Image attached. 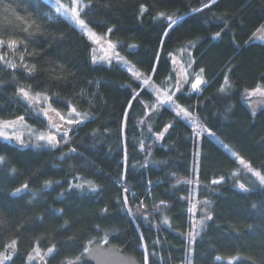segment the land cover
<instances>
[{
	"label": "trees",
	"instance_id": "1",
	"mask_svg": "<svg viewBox=\"0 0 264 264\" xmlns=\"http://www.w3.org/2000/svg\"><path fill=\"white\" fill-rule=\"evenodd\" d=\"M206 3L210 7L192 12ZM141 5L148 9L143 16ZM160 12L183 19L168 29L164 18L154 19ZM81 17L99 35L113 28L107 39L150 84L143 85L115 61L93 63V43L47 0H0V39L24 41L15 52L0 49V55L6 53L18 65L13 70L0 62V119L24 116L37 128L46 127L16 95L19 87L28 86L51 97V106L61 114L70 107L88 113L81 123L65 125L67 138L58 136L55 148L0 138V156L6 157L0 165V252L17 239L9 264H26L38 240L43 252L56 246L47 264H62L85 246L111 244L144 264L143 243L148 264H187L189 257L192 264H228L237 256L233 264H264V186L223 147L264 175V107L249 106L247 96L264 87V42L253 40L264 25V0H91ZM25 21H35L28 32ZM189 53L195 60L190 73L204 68L208 83L199 94L187 84L174 100L193 111L199 128L210 129L215 137L198 135L200 130L177 117L167 103L153 108L155 89L175 91L176 63L187 66ZM21 54L24 63L35 64L32 75L19 67ZM225 75L229 85H224ZM221 86L225 92L218 91ZM135 92L139 96L133 99ZM168 124L172 127L165 132ZM159 133L163 139H157ZM221 176L223 183H211ZM48 180L53 183L46 188ZM85 180L99 185L98 191L70 188ZM25 183L28 189L12 195ZM125 195L131 216L124 208ZM205 200L210 203H201ZM141 202L143 211L137 212ZM205 209L212 219L189 246L186 234ZM77 264H89L86 254Z\"/></svg>",
	"mask_w": 264,
	"mask_h": 264
},
{
	"label": "snow or ice",
	"instance_id": "2",
	"mask_svg": "<svg viewBox=\"0 0 264 264\" xmlns=\"http://www.w3.org/2000/svg\"><path fill=\"white\" fill-rule=\"evenodd\" d=\"M49 3H52V0H48ZM217 0H211V4H215ZM52 6L55 9L56 14L59 17H62L66 19L67 21L72 22L80 32L87 36V38L95 45L101 46L102 42L107 45L108 49H111V55H103L100 57H97L96 55L92 56V62L96 63L98 60H103L106 61L108 64L112 63L113 59H116L118 63L128 65L127 66V71L132 74V76L140 80L141 83L145 86H148L150 84V79L149 78H142L143 74L139 72V70L135 69L134 65H130V63L125 60L123 57L120 56L119 52L116 51V43H113L111 40L107 39V34H110L113 32V28L109 27L107 29V33L105 35H99L97 34L92 28H90L88 22H86L85 19L81 17V13L84 11L85 8H88L91 6V0H88V3H84V0H70L69 3H64L62 0H55L54 3H52ZM210 7V4H204L202 8H194L192 9L193 13L196 12H201L203 11V8H208ZM147 7L145 5H141L139 9V14L140 16H143L145 12H147ZM159 18H164L166 21L169 23L166 25L168 29L172 28L173 25L177 23V19H183V17H178L177 19H173L172 16L166 15L163 12H160L157 14L154 19H159ZM18 19L23 20L22 17H18ZM49 19H52L50 16ZM35 21L32 23H28L25 21V24L27 25L24 28L25 32H28V29L32 27V24H34ZM40 26L36 25V31L39 32ZM257 33H261L259 36V39L264 40V25H261L259 28H257L256 32L253 33V36L255 37ZM34 34V33H30ZM164 37H167L168 32L167 30L162 33ZM220 33H216V37H219ZM215 38V37H214ZM24 41H17L14 39H0V49L7 48L10 51L15 52L18 47H20ZM163 43V41H161ZM193 47L195 46L194 44L192 45ZM129 47L134 48L136 45H129ZM25 51H27V48H25ZM95 51V50H94ZM184 51V50H181ZM171 55V54H169ZM6 53L4 55H0V62L4 63L8 68H11L15 70L18 65L13 63L10 60H7L6 58ZM188 60L185 61L187 64V68H182L180 72L177 73V78H176V83L174 85L175 91H172L171 89L167 90H160V89H155L157 93V105L153 106L154 110L158 106H162L163 104L167 103L172 109L175 111L176 116L180 117L183 120L190 121L192 125H195L196 127H200L198 118L193 114V111H189V109L183 105H179L175 100L174 96L176 92H180L183 89L184 84H189L190 83V92H196L199 94L202 91V85L207 84L208 82L204 79V68H200L198 72H191L189 73V69H191L192 64L195 63V60L191 58V54H188ZM20 61L21 64L19 67L24 69L25 72H27L29 75H32L33 73L36 72V66L35 64L29 65L27 63H24V56L21 54L20 55ZM159 57L157 56V60ZM155 71V69H153ZM174 71H176L174 69ZM231 71V69H229ZM191 76V80H190ZM169 80H171V77H169ZM224 85H229V79L228 76L225 75L224 77ZM220 92H225L226 88L224 86H221V88L218 90ZM247 91V90H246ZM171 92V94H169ZM190 94V93H189ZM17 97L20 99L24 100L26 104L29 106V108H32V106H36V111L37 113L42 116L45 119L46 127L43 130H35L33 129L30 125H27L24 120V116H17L16 119L14 120H9V119H0V138H2L4 141H16L17 143L24 145L25 140L23 133L18 132L17 126L22 125L27 129V132L29 134V139L32 140L37 147L41 145V142L45 146H50L52 148H55L58 146L60 140L58 139L59 137L62 138H67V132L70 129H67L65 125H70V124H79L83 120L88 119V113L87 112H79L75 107H70V110L66 114H61L57 109L53 108L51 106L50 100L51 97H49L46 93L42 92H33L31 89V86L28 87H19L16 93ZM136 96H139V92H135V95L133 96V99L136 98ZM247 96L248 97H253V96H260L264 97V87L257 86L255 89L251 91H247ZM261 103H264V101H260ZM41 104H44L45 107L41 108L39 107ZM131 105H129L130 107ZM127 113H125L126 117ZM73 116L76 117V119H73ZM143 123V121H141ZM172 127V124H168L164 131L166 132L168 128ZM149 131H151V126L149 125ZM204 132H206L210 137H215V133L212 132L210 129L204 128ZM198 135H202V133H197ZM157 139H163V134L159 133L157 134ZM223 147L230 152L233 156L236 157V160L238 163L249 173H252L253 176H255L261 186H264V175L261 174L260 171H257L253 169L252 165L250 162L246 161L243 157H240L239 154L237 153H232L231 149L227 145H223ZM141 150H143L144 145L143 142L140 144ZM71 151H75V149H71ZM63 158V157H61ZM6 161V157L0 156V165H3ZM16 169L12 168L11 172L15 173ZM233 176L238 175L237 172L232 173ZM224 177L221 176L219 179H213L211 181L212 184L218 185L223 183ZM53 181L48 180L44 182V186L47 188L49 187ZM150 183V182H149ZM177 183H180V181H177ZM188 183H191V181H188ZM239 189L243 191H248V188L245 186L244 183H238L236 185ZM28 184L25 183L21 187L16 188L12 195H16L18 193L23 192L24 190L28 189ZM71 187H75L80 190H85V187H87V190L90 192H96L98 191L99 185L95 184L92 181L85 180L82 183H76L74 185H70ZM125 193H127L128 189L124 188L123 190ZM63 195V194H61ZM181 199H184L183 197ZM123 203H124V208L126 209L128 215H133V211L131 207H128V198L127 196H123ZM164 201H161V204H164ZM204 205H207L210 203L209 201L205 200L202 201ZM159 208V206H156ZM253 208L256 207V205H252ZM143 202L139 206H137V212H142L143 211ZM195 208V205H193V209ZM193 209H189V211H193ZM61 212L63 211L62 209L60 210ZM103 212H107L108 209L104 208L102 210ZM205 215L199 220V221H193L192 222V230L189 231L186 235L188 238V243L189 246H191L194 242L197 236L200 235V231L203 229L205 221L206 220H211L212 216L207 212L205 209ZM38 219H43V217H38ZM144 219L147 220V216H144ZM163 223L168 224L169 220L167 217L163 218ZM65 225H67V222H65ZM70 240L74 239V237H69ZM141 239L143 240V236L141 234ZM92 241H89L88 244L90 245ZM104 243H107V240H104ZM155 243H159V240L157 239ZM17 244L18 240L17 239H12L10 242L6 243L4 245V251L0 252V264H9V262L12 261L13 255L16 254L17 251ZM141 247L144 249V264H148V246L147 244H141ZM56 250V246L53 244L50 247L47 248L46 252H43L41 248L39 247V241L37 240L35 242V246L32 248V252L28 254L26 264H30L31 261L37 260L38 262H42V264H47V257L51 256ZM92 249L88 246L84 247L83 252L76 256L74 259H65V261H62V264H77V261L81 260V258L85 254H90ZM189 253H191L192 249L189 247L188 249ZM33 253L35 255H33ZM153 255L155 253L153 252ZM95 258V257H93ZM216 260H221L223 259L220 256L215 257ZM239 259V256L237 257H230L228 259V264H233V261ZM187 264H192V260L189 257L187 260Z\"/></svg>",
	"mask_w": 264,
	"mask_h": 264
},
{
	"label": "rangeland",
	"instance_id": "3",
	"mask_svg": "<svg viewBox=\"0 0 264 264\" xmlns=\"http://www.w3.org/2000/svg\"><path fill=\"white\" fill-rule=\"evenodd\" d=\"M48 1V0H47ZM55 2V0H52V3H54ZM51 3V4H52ZM261 35V33H257L256 34V36L255 37H253V40L254 41H261V42H264V40H261V39H259V36ZM87 37V36H86ZM94 45V47H95V50H96V55H97V57H100V56H103V55H105V54H107V55H111V49H108L107 48V45L106 44H104L103 42H102V45L101 46H98V45H95V44H93ZM116 51H117V49H116ZM118 52V51H117ZM121 56V55H120ZM100 61H103V60H100ZM112 61H115V62H117V60L116 59H113ZM103 62H106V61H103ZM118 63V62H117ZM121 64V63H120ZM122 66H123V68L126 70L127 69V66L128 65H124V64H121ZM131 65V64H130ZM182 68H187V66L186 65H184L183 63L182 64H180V63H176V67H175V70H176V73H178V72H180V70L182 69ZM127 71V70H126ZM189 71V73H190V70H188ZM128 72V71H127ZM129 74H131L130 72H128ZM132 75V74H131ZM190 80H191V76H190ZM187 84H184V86H183V88L186 86ZM189 85H190V83H189ZM256 96H253V97H250L249 99H248V104H249V106H251V107H253L254 109H257L258 107H264V103H261L260 101H264V97H262V98H259L260 96H257L256 98H255ZM39 107H45V105L44 104H41ZM31 110H34V112L37 114V115H39L38 113H37V111H36V106H32V108H30ZM40 116V115H39ZM44 121H45V119L42 117V116H40ZM25 123L27 124V125H30L33 129H35V130H42V129H39V128H37L36 126H34V125H32L31 123H29V122H27V121H25ZM196 130H200V132L199 133H204V130H201L199 127H196L195 125H192ZM45 128V127H44ZM18 132H21V133H23V136H24V140H25V146H32V145H35V143L32 141V140H30L29 139V134H28V132H27V129L25 128V127H23L22 125H18L17 126V129H16ZM11 142H16V141H11ZM246 171V170H245ZM247 172V171H246ZM249 173V172H248ZM251 175H252V173H250ZM252 177L253 178H255V180H257V178L255 177V176H253L252 175ZM258 181V180H257ZM33 255H35L34 253H33ZM42 262H38L37 260H33V261H31L30 262V264H41Z\"/></svg>",
	"mask_w": 264,
	"mask_h": 264
},
{
	"label": "water",
	"instance_id": "4",
	"mask_svg": "<svg viewBox=\"0 0 264 264\" xmlns=\"http://www.w3.org/2000/svg\"><path fill=\"white\" fill-rule=\"evenodd\" d=\"M90 248L91 253L86 254V261L89 264H140L136 257L115 245L94 244Z\"/></svg>",
	"mask_w": 264,
	"mask_h": 264
}]
</instances>
